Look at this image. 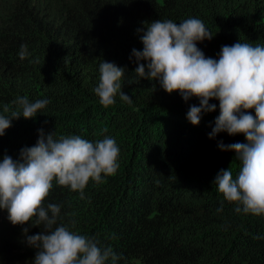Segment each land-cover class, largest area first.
Instances as JSON below:
<instances>
[{
  "label": "trees",
  "instance_id": "obj_1",
  "mask_svg": "<svg viewBox=\"0 0 264 264\" xmlns=\"http://www.w3.org/2000/svg\"><path fill=\"white\" fill-rule=\"evenodd\" d=\"M193 17L214 35L197 43L206 57L218 59L223 45L240 41L264 45V0H0V113L17 96L50 101L35 118L12 121L0 137V159H19L41 128L56 138L115 139V175L90 181L83 200L54 182L45 204L61 206L57 226L75 220L74 231L122 254L117 264H264V216L237 213L227 201L217 212L223 196L215 178L229 167L235 178L240 166L236 153L218 143L246 137L221 132L210 139L218 100L194 126L187 112L198 98L185 102L134 74L138 64L130 57L133 48L143 49L138 29L146 30L145 22ZM21 44L29 53L23 60ZM102 60L126 69L122 90L131 105L119 95L112 106L99 103L94 88ZM24 228L27 235L43 231L13 225L0 209V264H34L37 249Z\"/></svg>",
  "mask_w": 264,
  "mask_h": 264
},
{
  "label": "clouds",
  "instance_id": "obj_2",
  "mask_svg": "<svg viewBox=\"0 0 264 264\" xmlns=\"http://www.w3.org/2000/svg\"><path fill=\"white\" fill-rule=\"evenodd\" d=\"M145 28L138 29L143 49L133 48L130 57L138 64L135 76L158 81L168 94L178 92L185 102L198 98L199 106L193 104L187 112L194 126L200 124L203 113L216 111L217 105L210 101L218 100L219 115L208 134L210 139L221 132L246 137V143H218L220 150L236 153L240 166L235 178L231 167L217 174L214 185L223 196L217 212L223 211V202L227 201L236 205L237 213L264 216V45L241 41L223 45L219 58L214 59L197 46L214 36L199 18L180 23L157 19L145 22ZM27 55L28 46L21 44L20 58ZM99 72L94 92L102 106L114 105L117 95L121 101L133 103L122 90L125 68L102 60ZM49 103L48 99L32 102L27 96H17L4 104L0 137L13 120L33 119ZM38 132L36 144L23 147L19 159L7 154L0 159V209L7 210L13 225L43 226V231L34 235H27L29 229H23L28 245L37 249L34 264H106L109 260L117 264L122 254L74 231L75 220L70 226H57L61 206L45 204L54 182L79 192L83 200L90 181L99 184L103 176L115 175L120 167V148L115 139L105 136L93 143L79 135L56 138L55 132L46 135L42 128Z\"/></svg>",
  "mask_w": 264,
  "mask_h": 264
}]
</instances>
